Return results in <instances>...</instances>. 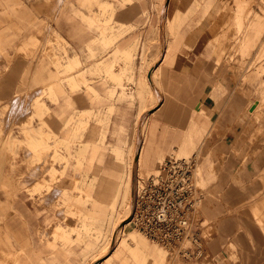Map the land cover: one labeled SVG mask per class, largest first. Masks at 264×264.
I'll list each match as a JSON object with an SVG mask.
<instances>
[{
	"label": "rangeland",
	"instance_id": "rangeland-1",
	"mask_svg": "<svg viewBox=\"0 0 264 264\" xmlns=\"http://www.w3.org/2000/svg\"><path fill=\"white\" fill-rule=\"evenodd\" d=\"M101 2L103 6L98 4ZM166 2L153 0L149 10H145L143 47L162 54L164 48L175 47L186 16L195 13L201 18L204 47L207 56L213 58L210 62L214 84L219 72L226 71L235 86L233 98L247 103L260 101L258 111L245 128L244 145L248 149L246 157L260 154L264 163V0H195L185 15L173 18L167 13ZM85 5L93 16L89 27L99 32L101 39L96 44L105 56L89 63L80 62L75 56L78 63L67 72L64 67L71 55L65 44L50 29L37 27L33 31L35 46L46 41L41 52L52 63V76L28 94L20 112L8 110L9 101L0 103V197L11 202L0 203V264H16L25 257L22 235L27 225L13 215L12 209L19 193L27 194L34 207L47 206L55 211L58 220L44 229L40 227L39 239L52 236L53 243L48 248L55 253L69 255L70 250L80 249V264H99L109 253L111 260L103 264L203 263L206 260L170 259L164 249L126 226L134 198L129 193L132 186L134 191L137 176L153 173L171 154L185 157L195 147L186 139L163 131L157 123L158 114L153 112L160 104L159 91L163 88L159 71L151 77L158 91L156 96L145 76L133 77L132 49L121 52L117 47L115 53H108L133 28L115 30L121 26L113 20L111 3L88 0ZM95 7L99 9L96 14ZM254 18L259 19L261 26H256ZM95 57L91 52L90 58ZM142 59L144 62V54ZM71 77L76 81L74 87L69 83ZM50 86L53 90L49 92ZM39 93L43 94V103L38 107L35 97ZM81 94L89 100V107L73 105V98ZM18 96L20 99L25 95ZM42 132L47 148L29 146L30 137H39ZM141 144L142 158L134 173L133 157ZM162 151L167 152L166 157L158 156ZM32 181L35 182L31 184ZM200 182L206 197V184L201 179ZM58 226L68 230L74 240L53 236ZM202 227L201 235L206 237L207 244L212 231ZM129 233H135L138 242H144L141 251L118 245Z\"/></svg>",
	"mask_w": 264,
	"mask_h": 264
},
{
	"label": "crops",
	"instance_id": "crops-1",
	"mask_svg": "<svg viewBox=\"0 0 264 264\" xmlns=\"http://www.w3.org/2000/svg\"><path fill=\"white\" fill-rule=\"evenodd\" d=\"M102 1L113 7V20L121 26L115 30L133 28L108 53L117 47L121 52L132 49L135 79L153 77L158 68L163 88L159 91L160 104L153 112L158 114L157 123L163 131L195 147L185 157L195 155L199 159V181L205 182L208 191L199 214L201 224L212 231L206 244L207 259L199 264H264V163L260 154L246 157L248 149L244 145V131L253 115L254 102L233 98L235 86L226 71L219 72L214 84L213 58L207 56L205 37L201 35L203 20L195 13L186 16L179 27L181 36L175 47L164 48L158 54L154 48L145 50L142 38L144 12L153 0ZM194 1L167 0V13L171 18L185 15ZM34 2L0 0V103L9 101L7 107L19 99L18 95L27 97L52 76V63L41 52L46 41L35 46L33 31L37 27L54 32L70 57L76 56L80 62L105 56L96 44L101 39L99 32L89 27L93 16L85 5L88 0ZM52 10L55 11L51 13ZM93 12L99 9L95 7ZM91 52L95 58H90ZM72 103L77 108L90 106L83 94L75 96ZM140 151L139 161L143 147ZM158 156L166 157L167 152H159ZM6 201L0 197L1 204H11ZM12 206L13 215L27 225L22 235L25 257L16 264H80V249L70 250L69 255L55 253L48 248L52 236L39 239V228L58 220L54 210L34 207L32 199L22 193ZM106 257L99 264L105 263Z\"/></svg>",
	"mask_w": 264,
	"mask_h": 264
},
{
	"label": "built area",
	"instance_id": "built-area-1",
	"mask_svg": "<svg viewBox=\"0 0 264 264\" xmlns=\"http://www.w3.org/2000/svg\"><path fill=\"white\" fill-rule=\"evenodd\" d=\"M204 198L198 157L171 154L154 173L137 176L126 226L164 249L170 259L205 261L206 237L202 224L195 226Z\"/></svg>",
	"mask_w": 264,
	"mask_h": 264
},
{
	"label": "bare ground",
	"instance_id": "bare-ground-1",
	"mask_svg": "<svg viewBox=\"0 0 264 264\" xmlns=\"http://www.w3.org/2000/svg\"><path fill=\"white\" fill-rule=\"evenodd\" d=\"M56 1H58V0H56ZM100 6H103V3L101 2V3H98ZM62 6V5H61ZM51 9H53V8H51ZM59 9H60V7H59ZM53 11H55V10H52L51 11V13L53 12ZM56 15V14H55ZM258 18V17H257ZM257 18H254L255 20L253 21V22H255L256 23V26L258 25V26H261L260 25V21H259V19H257ZM252 22V21H251ZM250 22V23H251ZM78 62H77V59H76V57L75 56H73V57H70L69 58V62L65 65V70L67 71V72H70L71 70H73V68H74V66L77 64ZM157 70H158V68H157ZM74 79L75 78H70V82L69 83H71L70 85L72 86V87H74V85L76 84V81H74ZM146 79H147V83L149 84V86L150 87H152V90L154 91V94L156 95V96H158V91L155 89V87L153 86V83H152V79H151V77H146ZM48 90H49V92L50 91H52L53 90V88H52V86H50L49 88H48ZM157 93V94H156ZM32 94V93H31ZM28 97V96H27ZM42 97H43V94L42 93H39V95H37V97H35V98H37V105H38V107L40 106V103H43L42 101H41V99H42ZM21 100H17V101H15L11 106H9L8 107V110H9V108H11L10 109V111H12V110H16L17 112H20L22 109H23V107H24V104H23V101L26 99V97H23V98H20ZM252 102H254L253 104H254V111H253V114L254 113H256L257 111H258V108H259V106H260V101L259 100H257V99H255V101H252ZM16 103H18V104H16ZM14 108V109H13ZM10 111H8V112H10ZM198 114H200V113H198ZM252 116V115H251ZM201 119V118H200ZM198 120V119H197ZM43 134V132L41 133V135L39 136V137H30V139H29V141H28V144H29V146H31V147H39L40 149L41 148H47V139H45V136H43L42 135ZM139 141V140H138ZM7 143H9V140L7 141ZM142 145V144H141ZM141 146L139 147V146H137V151H136V154H137V156L133 159L134 160V167L135 168H133L132 170L134 171V173H135V171H136V164H138L139 163V153L141 152L140 150H141ZM138 157V158H137ZM179 157V156H178ZM141 158H142V156H141ZM158 159V158H157ZM147 160V159H146ZM156 162V161H155ZM155 164V163H154ZM138 166V165H137ZM148 168V167H147ZM157 169V168H156ZM156 169H155V171H156ZM130 171V173L131 174H133V171ZM154 171V170H153ZM154 171V172H155ZM153 172V173H154ZM130 181V176L128 177V182ZM35 181H32L31 182V184H33ZM46 182H48V181H46ZM132 183H133V181H132ZM39 187H43V186H39ZM130 195L132 194V198L134 197V191H133V186H132V192H130L129 193ZM131 209V207L129 208V210ZM127 221V220H126ZM125 221V222H126ZM73 230V229H72ZM53 233H54V235L53 236H60V238L61 239H63L64 241H73L74 240V238H71L70 237V235H69V231L68 230H65V229H63L62 227H60V226H58V227H55V229L53 230ZM143 240V239H142ZM208 241V240H207ZM53 243V242H52ZM142 243H144V242H142ZM142 243H140V242H138V240L136 239V235H135V233H129L128 234V237H126L125 239H124V241H122V242H120V244H118L119 246H121V245H124V244H126L127 246H130V247H128L129 249H134V250H138V251H141V245H143ZM144 246V245H143ZM112 255V254H111ZM163 258H164V255H163ZM163 258H162V260H163ZM106 259L107 260H111V256H110V253L107 255V257H106Z\"/></svg>",
	"mask_w": 264,
	"mask_h": 264
},
{
	"label": "water",
	"instance_id": "water-1",
	"mask_svg": "<svg viewBox=\"0 0 264 264\" xmlns=\"http://www.w3.org/2000/svg\"><path fill=\"white\" fill-rule=\"evenodd\" d=\"M201 220H202V217H201L200 214H198L196 216V220H195V226H196V228L201 224Z\"/></svg>",
	"mask_w": 264,
	"mask_h": 264
}]
</instances>
